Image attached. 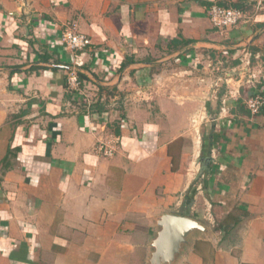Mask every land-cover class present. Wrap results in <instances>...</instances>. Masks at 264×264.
Masks as SVG:
<instances>
[{
  "label": "crops",
  "instance_id": "0c3cea01",
  "mask_svg": "<svg viewBox=\"0 0 264 264\" xmlns=\"http://www.w3.org/2000/svg\"><path fill=\"white\" fill-rule=\"evenodd\" d=\"M235 1L115 0L76 17L91 44L70 51L67 0H0V264H147L164 213L208 230L174 264H264V105L244 103L264 95V10L229 29L206 14ZM249 45L262 79L238 86Z\"/></svg>",
  "mask_w": 264,
  "mask_h": 264
},
{
  "label": "built area",
  "instance_id": "2783aa9c",
  "mask_svg": "<svg viewBox=\"0 0 264 264\" xmlns=\"http://www.w3.org/2000/svg\"><path fill=\"white\" fill-rule=\"evenodd\" d=\"M261 2L262 0H258L257 4L262 5ZM207 10V16L209 17L212 25L219 29L232 28L240 22L247 20V15L243 11L235 8L213 4L209 6ZM60 44L66 50L77 51L89 46L91 44V40L86 34L77 29L75 22H67L63 25L60 32ZM255 58H258V55H256ZM240 60L243 71L239 74V77L236 80L238 82V86L242 85L246 87H254L262 79L260 69L252 63V56L250 52H244ZM68 83L77 87V76L71 74L68 77ZM234 94H238L237 87L234 88V90H229L230 97ZM244 103L247 108H249L250 112L255 114L259 111L260 107L264 105V95L259 91H255L244 99ZM99 148H101V146H99ZM112 151V148H109L104 150V154L111 155Z\"/></svg>",
  "mask_w": 264,
  "mask_h": 264
},
{
  "label": "water",
  "instance_id": "95a60500",
  "mask_svg": "<svg viewBox=\"0 0 264 264\" xmlns=\"http://www.w3.org/2000/svg\"><path fill=\"white\" fill-rule=\"evenodd\" d=\"M264 29V26L260 31ZM157 230L152 236L147 264H174L185 246L191 245L193 236L208 230L198 220L188 216L164 213L158 216Z\"/></svg>",
  "mask_w": 264,
  "mask_h": 264
},
{
  "label": "rangeland",
  "instance_id": "374dc122",
  "mask_svg": "<svg viewBox=\"0 0 264 264\" xmlns=\"http://www.w3.org/2000/svg\"><path fill=\"white\" fill-rule=\"evenodd\" d=\"M257 1L256 0H251L249 3L243 4L242 11L247 15V20L244 21V22H249L250 23L257 13H260V12H262L264 10V8H262V5H258L257 4ZM67 4L70 7L74 8L75 14H74V18H70L64 24H66L67 22L68 23L76 22V20H75L76 17L82 16L83 12H85L86 10H89V9L98 11V10H101V9L105 8V13H107L108 11L114 9L115 0H67ZM207 11L208 10H206V14H207ZM244 22H240V23H244ZM249 23H247V24H249ZM76 26H77V24H76ZM222 29H229V28H222ZM257 30H258V28L255 29L256 32H257ZM260 30H261V28H260ZM260 30H258V32H257L258 35L260 34V32H262ZM258 37H261V36H258ZM258 37L256 36V38H258ZM256 55H258V53L255 54L254 56L251 54V56L254 57V58H255ZM221 61H222V65H221ZM255 61H256V59H255ZM214 62H218V65L216 64V69H219L218 71L221 72V74H217V78L219 77L218 79H221V78L224 79L225 77H227L226 76L227 69L225 68V66L223 64V60L220 59V58H216L214 60ZM252 63H253V60H252ZM239 68L240 69L238 71V76L243 71L242 67H241V60H240V63H239ZM76 71H77V69H73V70L70 69L68 77L71 74L76 75ZM69 87H73L72 89H76L77 88L76 86H72L70 84H69ZM74 87H76V88H74ZM85 89L86 90L82 89L77 95L74 96V98H78V102L79 103L83 102L85 100L88 101L87 98L91 99L90 96L91 97L93 96V95L88 93L87 88H85ZM92 98L95 99V96H93ZM91 102H93V100L92 101L89 100L87 105H89ZM97 145H99V144H97Z\"/></svg>",
  "mask_w": 264,
  "mask_h": 264
},
{
  "label": "trees",
  "instance_id": "16d2710c",
  "mask_svg": "<svg viewBox=\"0 0 264 264\" xmlns=\"http://www.w3.org/2000/svg\"><path fill=\"white\" fill-rule=\"evenodd\" d=\"M219 3V2H218ZM262 7H264V0H262ZM243 4H246V3H242V2H238V1H235V2H233L232 4H231V8H235V9H238V10H241L242 11V8H243ZM219 5V4H218ZM220 6H224V7H229V6H226L225 4H221ZM263 25H264V21L263 22H258V23H256L255 24V26H254V28L255 29H257L258 28V30H260V28H262L263 27ZM254 29V30H255ZM258 36H261L262 38H263V45H264V29L262 30V32H260V34L258 35L257 34V37ZM249 52L254 56L255 55V53L258 51L256 48H255V46H253V45H249ZM44 55V54H43ZM50 57L51 56H49V55H47V54H45L43 57H40V60L41 61H46V62H48L49 61V59H50ZM221 57V56H220ZM260 58L264 61V51H263V53H261V56H260ZM220 59H222V58H220ZM253 59H255L254 57H253ZM252 59V60H253ZM55 63H56V61H55ZM68 68L67 67H65V71H66V81H65V88H68L69 87V84H68V74H69V72H70V69L69 70H67ZM76 76H77V80H78V86H77V88L76 89H70L69 91V93H70V96L71 95H73V94H75V95H77L78 93H79V91L80 90H82V89H84V87H85V84H87V81H88V77L85 75V74H83L80 70H77L76 71ZM100 89H102L101 87H99L98 88V90H100ZM83 96V95H82ZM75 102L76 103H79L78 102V98H75ZM104 103H105V100H103V101H101V98H100V95H97V97L93 100V102H91L89 105H87V103L85 102V103H83V102H80V107L82 108V110L83 111H87L88 113H94V112H96V113H102L104 110H105V108H104ZM84 105V106H83ZM86 109V110H85ZM108 127H110L112 130H113V132L115 133V134H117L118 133V129H119V124H117V122H112V123H110V124H108Z\"/></svg>",
  "mask_w": 264,
  "mask_h": 264
}]
</instances>
